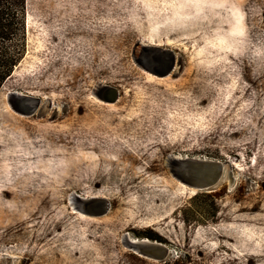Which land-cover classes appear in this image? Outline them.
<instances>
[{"label": "rangeland", "instance_id": "rangeland-1", "mask_svg": "<svg viewBox=\"0 0 264 264\" xmlns=\"http://www.w3.org/2000/svg\"><path fill=\"white\" fill-rule=\"evenodd\" d=\"M14 80L0 264H208L219 230L264 264V0H26ZM169 156L237 181L192 195Z\"/></svg>", "mask_w": 264, "mask_h": 264}, {"label": "trees", "instance_id": "trees-1", "mask_svg": "<svg viewBox=\"0 0 264 264\" xmlns=\"http://www.w3.org/2000/svg\"><path fill=\"white\" fill-rule=\"evenodd\" d=\"M25 17H26V0H0V89L5 82L11 77L16 66L21 62L25 52ZM15 74H13L14 76ZM17 76V75H16ZM19 85L15 80L12 81L10 86L4 85L0 92V122L4 123L2 126L8 127L20 122V117L15 115L6 105L5 96L9 91L15 90ZM4 127V128H5ZM14 139L11 136L3 135L0 138V147L6 144L10 145ZM5 150L0 149V159L4 156ZM11 176L5 173L2 177V184L0 187V208H8L9 195L11 194ZM188 189V188H187ZM190 190V194L194 195L197 191ZM220 235L219 244L210 249L211 254L221 256L224 254L226 257L218 261H212L208 264H237V261L243 264H257L259 258L257 255H245V257H236L233 254L226 255L221 253L222 250L230 252L234 251L228 233L222 230L217 232ZM223 237V238H222ZM189 251L186 253V261L191 258ZM141 258V257H139ZM143 259V258H141ZM145 260V259H144ZM182 260V259H180ZM177 260V261H180ZM168 262V261H167ZM171 264H176L175 261H170Z\"/></svg>", "mask_w": 264, "mask_h": 264}, {"label": "water", "instance_id": "water-1", "mask_svg": "<svg viewBox=\"0 0 264 264\" xmlns=\"http://www.w3.org/2000/svg\"><path fill=\"white\" fill-rule=\"evenodd\" d=\"M116 98L115 96L112 102ZM27 100L30 101L31 98L26 95L23 101ZM167 166L172 176L181 184L200 192H213L226 180L233 187L237 181L233 165L229 162L169 156Z\"/></svg>", "mask_w": 264, "mask_h": 264}, {"label": "bare ground", "instance_id": "bare-ground-1", "mask_svg": "<svg viewBox=\"0 0 264 264\" xmlns=\"http://www.w3.org/2000/svg\"><path fill=\"white\" fill-rule=\"evenodd\" d=\"M96 89V88H95ZM26 97V94L24 93H20V92H17V90H13V91H9L6 96H5V103L7 105V107L13 112L15 113L17 116H23V117H26V115H22L18 108L19 107V104L23 102V99ZM96 97V96H95ZM115 97V96H114ZM113 97V98H114ZM97 98V97H96ZM183 185V184H182ZM184 186V185H183ZM185 188H188L186 186H184ZM188 189H191V190H194L192 188H188ZM196 191V190H194ZM134 241L132 244H134V246H137V251L140 252V254H138V257H141L145 260H151L152 257V254H154L153 252V247L151 246V244L149 242H147V240H144V241H140V240H132ZM162 252V254L164 256H168V253L166 250H160ZM162 255V256H163ZM168 260V259H167ZM167 260H164V261H167Z\"/></svg>", "mask_w": 264, "mask_h": 264}]
</instances>
